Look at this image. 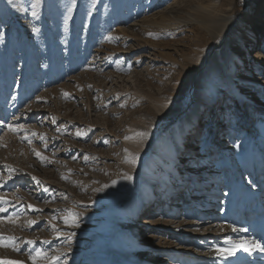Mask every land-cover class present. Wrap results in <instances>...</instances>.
Listing matches in <instances>:
<instances>
[{
	"label": "rangeland",
	"instance_id": "obj_1",
	"mask_svg": "<svg viewBox=\"0 0 264 264\" xmlns=\"http://www.w3.org/2000/svg\"><path fill=\"white\" fill-rule=\"evenodd\" d=\"M198 1L232 22L188 20ZM219 1L0 0V264H234L217 249L256 240L264 0Z\"/></svg>",
	"mask_w": 264,
	"mask_h": 264
},
{
	"label": "bare ground",
	"instance_id": "obj_2",
	"mask_svg": "<svg viewBox=\"0 0 264 264\" xmlns=\"http://www.w3.org/2000/svg\"><path fill=\"white\" fill-rule=\"evenodd\" d=\"M227 1L228 0H226V1L225 0H222L221 2L219 1V3L217 2L218 4H216V6L217 7H222V5L226 4L225 2H227ZM209 6H210L209 3L202 4L199 1H198L197 6H195V7L192 6V5H190V6L188 5L187 8L190 11L185 13L186 16H187L186 18H188V20H190V21H198L200 23L201 22H206V23L208 22V25L207 26L209 27V29H211L210 31H213V30L217 29L218 27L219 28H222V27L225 28V27H227L226 26L227 24H229V23L232 22V18H230V17H225V18L218 17V16H216V15H214L212 13H207L205 10H203V8L204 9L205 8H209ZM164 14L165 15H168V14H171L172 15V14H174V12L172 11L171 8H168L165 11ZM232 41H233L232 48L235 49L234 52H236V51H238V43L235 40H232ZM255 52H256L255 58H253V59L262 60V54L260 53V50H256ZM230 58L232 59L231 56H230ZM219 60H220L219 59V54L216 53L215 56H213L212 59H210L209 61H205V65H204V68H203V73H204V81H205V85L206 86H208L210 82H214L215 81L214 76H212V74H211V71H213L212 67L213 68H214V66L216 68L219 67V64H220ZM211 64H213L212 67H211ZM201 90L204 91V89H201ZM193 148H194V146H193ZM152 165H153V163H152ZM150 182H153V180L150 179ZM206 214L207 215L209 214L207 210H206ZM208 219H209V217L206 218L205 220H208ZM147 222H148V224L150 223L149 221L146 220V224H147ZM241 227L244 230L246 229L247 232L253 233L254 238L256 239L255 241L258 242L261 245L262 248H264V222H260V223H258L256 225H255V223H252V228L251 229H248L249 225L248 226L247 225L246 226H242L241 225ZM233 234H236V231H233L232 230L231 231V234H230V237H227V240H228L227 242L231 243V244L227 243L228 245H234V243L232 241V237L233 236L231 237V235H233ZM260 235H262V236H260ZM248 236L250 237L252 235H248ZM246 239L244 241H242V242H245L246 244L250 245V241L249 240H246ZM124 247L126 248V250H124L126 252V256H128V258L132 262L138 261V257L135 254L136 251L138 250V248L137 247H134L133 243L128 238V236H126V238H123V240H122V248H124ZM258 250L259 249H254V250H251V251H248V252H251V254L257 253L259 257H261L262 259H264V255L258 253L257 252ZM251 259L253 260L254 258H251ZM229 260L232 261V263H234V264L240 263L239 250L236 251L235 254L232 255V257ZM254 262L255 261L253 260L251 263L255 264ZM141 264H145V263H141ZM248 264H250V263H248Z\"/></svg>",
	"mask_w": 264,
	"mask_h": 264
},
{
	"label": "snow or ice",
	"instance_id": "obj_3",
	"mask_svg": "<svg viewBox=\"0 0 264 264\" xmlns=\"http://www.w3.org/2000/svg\"><path fill=\"white\" fill-rule=\"evenodd\" d=\"M9 3H11V0H9ZM33 15H35V13H33ZM80 133H77V135H79ZM134 162V161H133ZM126 179H131L130 176H125ZM113 183H115V181H113ZM29 223H34L32 221H30ZM233 231H236V229H233ZM28 243H32V241H28ZM236 248H242L245 252L254 250V249H259L261 251H264V248L261 247V245L256 242V241H252L250 245L246 244L245 242H242L240 244L234 245L231 249L228 250H219L217 249V251L219 252V254L221 255H234ZM37 254L38 255H42V253L39 252V250H37ZM7 264H22V262H18V261H9L7 262Z\"/></svg>",
	"mask_w": 264,
	"mask_h": 264
}]
</instances>
